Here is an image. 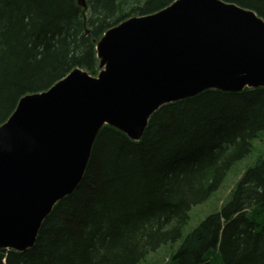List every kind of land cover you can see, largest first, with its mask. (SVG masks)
Listing matches in <instances>:
<instances>
[{"label": "trees", "instance_id": "trees-1", "mask_svg": "<svg viewBox=\"0 0 264 264\" xmlns=\"http://www.w3.org/2000/svg\"><path fill=\"white\" fill-rule=\"evenodd\" d=\"M177 0H0V127L21 99L73 71L99 74L97 44L112 28ZM264 20V0H221ZM264 148V88L216 90L162 107L139 142L105 126L77 190L45 220L26 252L0 264H143L182 245L167 264H264V156L229 202L183 239L192 210Z\"/></svg>", "mask_w": 264, "mask_h": 264}, {"label": "water", "instance_id": "water-1", "mask_svg": "<svg viewBox=\"0 0 264 264\" xmlns=\"http://www.w3.org/2000/svg\"><path fill=\"white\" fill-rule=\"evenodd\" d=\"M97 56L98 77L73 71L21 99L0 127V250L35 246L83 182L105 126L138 142L166 105L264 88V20L221 0H177L110 29Z\"/></svg>", "mask_w": 264, "mask_h": 264}, {"label": "rangeland", "instance_id": "rangeland-1", "mask_svg": "<svg viewBox=\"0 0 264 264\" xmlns=\"http://www.w3.org/2000/svg\"><path fill=\"white\" fill-rule=\"evenodd\" d=\"M255 143V150L245 160L239 162L228 174L222 187L205 203L196 206L192 212L188 225L184 228L183 239L189 236L209 215L219 212L223 205L230 201L231 194L243 174L251 167L257 164L260 157L264 156L262 143ZM259 147V148H258ZM183 240L176 245H168L160 248L157 252L151 254L143 264H167L165 260L171 257L182 245Z\"/></svg>", "mask_w": 264, "mask_h": 264}]
</instances>
